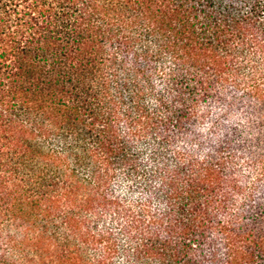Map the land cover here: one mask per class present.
Wrapping results in <instances>:
<instances>
[{"label": "trees", "instance_id": "16d2710c", "mask_svg": "<svg viewBox=\"0 0 264 264\" xmlns=\"http://www.w3.org/2000/svg\"><path fill=\"white\" fill-rule=\"evenodd\" d=\"M0 264H264V0H0Z\"/></svg>", "mask_w": 264, "mask_h": 264}]
</instances>
